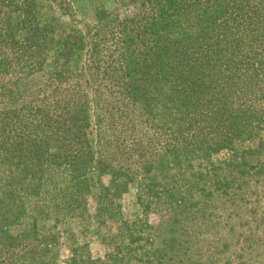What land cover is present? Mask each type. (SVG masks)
Segmentation results:
<instances>
[{
	"label": "trees",
	"instance_id": "obj_1",
	"mask_svg": "<svg viewBox=\"0 0 264 264\" xmlns=\"http://www.w3.org/2000/svg\"><path fill=\"white\" fill-rule=\"evenodd\" d=\"M135 1L39 60L0 52V264H169L133 184L183 216L264 179V0Z\"/></svg>",
	"mask_w": 264,
	"mask_h": 264
},
{
	"label": "rangeland",
	"instance_id": "obj_2",
	"mask_svg": "<svg viewBox=\"0 0 264 264\" xmlns=\"http://www.w3.org/2000/svg\"><path fill=\"white\" fill-rule=\"evenodd\" d=\"M102 7L109 10L107 22L112 26L135 17L139 10L135 0H0V35L4 36L0 52L20 54V60H39L38 39L53 48L58 38L95 34L96 26L103 23L97 14ZM39 68L36 65L25 80H38ZM103 142L101 139L100 147L105 148V154L117 156V152H108ZM149 200L141 187L133 184L123 198L124 214L129 220L147 216L157 245L174 235L178 238L180 249L167 254L169 264H264V179L251 182L246 191L222 199L216 207L189 215L181 216L167 200H150L152 208L147 213ZM91 206L93 210V202ZM90 249L95 257H104L109 250L96 237ZM60 251L65 260L69 252L64 238Z\"/></svg>",
	"mask_w": 264,
	"mask_h": 264
}]
</instances>
